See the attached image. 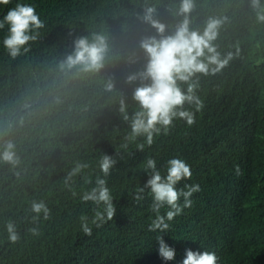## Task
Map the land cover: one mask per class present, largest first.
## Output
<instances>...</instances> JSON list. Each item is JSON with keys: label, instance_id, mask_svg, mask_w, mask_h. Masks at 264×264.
Listing matches in <instances>:
<instances>
[{"label": "trees", "instance_id": "16d2710c", "mask_svg": "<svg viewBox=\"0 0 264 264\" xmlns=\"http://www.w3.org/2000/svg\"><path fill=\"white\" fill-rule=\"evenodd\" d=\"M251 2L195 0L191 27L203 31L209 17H226L215 44L233 58L216 76H198L196 90L202 89L204 103L209 104L210 91L218 105L195 113L192 125L175 120L151 146L144 137L126 139L140 83L129 84L127 76L146 63L139 41L156 34L140 18L145 8L155 7L156 18L171 34L182 19L176 15L180 0H10L0 5V21L21 3L35 5L45 23L29 51L15 58L3 47L8 25L0 29V151L11 140L20 158L16 167L0 161V264H183L191 248L219 252L217 264H264V22L257 21ZM96 34L108 37L105 67L98 73L62 70L75 41ZM132 54L135 64L128 63ZM110 80L111 91L106 88ZM185 107L194 112L193 106ZM138 144H144L143 151ZM105 154L117 160L106 178L117 211L97 228L92 220L102 206L80 197L102 176L98 161ZM148 158L163 175L169 159L185 160L192 177L177 187L198 184L201 189L163 233L148 230L156 218L150 191L139 203L133 199L150 178ZM78 163L89 167L65 183ZM33 200L47 203L48 220L41 215L33 221ZM179 203L183 207V197ZM168 210L165 206L160 214ZM81 217L87 218L91 235L84 234ZM9 219L20 233L16 243L5 231ZM34 227L36 234L30 231ZM158 235L175 249L174 260L159 255Z\"/></svg>", "mask_w": 264, "mask_h": 264}, {"label": "clouds", "instance_id": "9594fccd", "mask_svg": "<svg viewBox=\"0 0 264 264\" xmlns=\"http://www.w3.org/2000/svg\"><path fill=\"white\" fill-rule=\"evenodd\" d=\"M9 3L10 0H0V5ZM251 7L257 12V21L264 22V6L261 5V0H252ZM195 9V0H180L176 15L182 19L175 25L171 34H169V25L156 18L155 7H147L141 14L142 21L155 29L156 34L146 35L139 41V47L143 50L146 63L142 70L127 76L129 84L140 82L133 93L138 110L131 117V132L126 137L128 141L144 137L146 144L151 146L154 143V137L162 131L167 132L174 126L175 120L182 119L188 125H192L195 122V113H207L213 106L218 105L213 101V94L210 91L209 104H206L202 96V89H196L200 74L214 75L225 68L233 58L231 52L223 56L215 44L220 29L227 18L209 17L203 31L195 30L191 27L190 18ZM5 25H8V33L3 39V47L13 58L21 55L22 51L28 52L29 42L35 41L38 30L45 27L35 5L21 3L7 12L3 20L0 21V29H3ZM109 52L107 36L96 34L92 39L83 36L75 41V50L66 56L60 67L66 72L75 70L77 74L98 73L105 67ZM136 62L135 55H130L128 63L135 64ZM183 85H187V88L185 89ZM114 87L115 84L111 80L106 85L109 91ZM220 89H225V87ZM186 105L193 106L194 112L188 110ZM120 111H126L123 100ZM124 119L128 120L129 117L125 115ZM127 146V144L121 145L123 148ZM137 149L143 151L144 144H138ZM0 161L11 164L13 167L19 165L20 158L13 141L4 142L3 150L0 151ZM116 164L117 160L113 156L102 155L98 161L102 176L97 175L95 185L84 191L80 197L84 202H92L98 209L102 206V210H97L92 220L97 228L111 221L116 215L114 198L106 179L111 175ZM88 167V164L78 163L68 173L65 183ZM145 168L148 170L146 172L149 173L150 178L139 188L133 199L139 203L144 199L145 191H150L153 198L151 210L156 213V218L152 220L148 230L163 233L169 229V221L181 214L184 208L192 206L190 199L192 194L201 189L198 184L184 185L183 188L177 187L178 183L192 177L190 165L181 158H172L167 161L166 175H163L158 169L154 158L146 160ZM85 182L92 183L90 178ZM76 195L77 193L73 191V196ZM181 197L184 200L183 207L179 203ZM165 206H168L169 210L165 215H161L160 210ZM30 211L35 214L32 217L34 222L39 221L41 215L44 220H48L51 216V210L43 200H33ZM81 219L84 234L91 235L92 228L89 226L87 218L81 217ZM217 223L225 225L224 222ZM5 231L11 243L20 240L17 225L11 219L6 222ZM30 231L36 234L38 230L34 227ZM157 240L159 241V255L164 260H174L175 249L167 245L162 236L158 235ZM218 260H221L219 252L204 251L201 253L199 250L191 248L186 251L183 264H217Z\"/></svg>", "mask_w": 264, "mask_h": 264}]
</instances>
